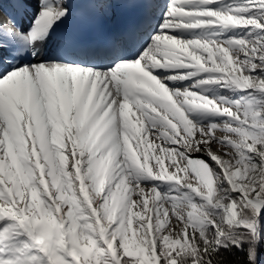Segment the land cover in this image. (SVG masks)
I'll list each match as a JSON object with an SVG mask.
<instances>
[{
  "label": "snow or ice",
  "instance_id": "obj_1",
  "mask_svg": "<svg viewBox=\"0 0 264 264\" xmlns=\"http://www.w3.org/2000/svg\"><path fill=\"white\" fill-rule=\"evenodd\" d=\"M0 264H264V0H0Z\"/></svg>",
  "mask_w": 264,
  "mask_h": 264
},
{
  "label": "bare ground",
  "instance_id": "obj_2",
  "mask_svg": "<svg viewBox=\"0 0 264 264\" xmlns=\"http://www.w3.org/2000/svg\"><path fill=\"white\" fill-rule=\"evenodd\" d=\"M25 23H27V21H25Z\"/></svg>",
  "mask_w": 264,
  "mask_h": 264
}]
</instances>
